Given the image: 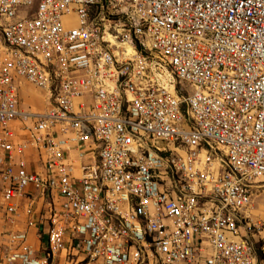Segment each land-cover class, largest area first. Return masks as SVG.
Listing matches in <instances>:
<instances>
[{"label": "built area", "instance_id": "obj_1", "mask_svg": "<svg viewBox=\"0 0 264 264\" xmlns=\"http://www.w3.org/2000/svg\"><path fill=\"white\" fill-rule=\"evenodd\" d=\"M263 186L264 0H0V264H264Z\"/></svg>", "mask_w": 264, "mask_h": 264}, {"label": "rangeland", "instance_id": "obj_2", "mask_svg": "<svg viewBox=\"0 0 264 264\" xmlns=\"http://www.w3.org/2000/svg\"><path fill=\"white\" fill-rule=\"evenodd\" d=\"M26 86V91L30 93L27 97H25V95H22L21 91L22 100L37 108H42L45 102L43 101L42 96L39 94V91L28 84H26ZM251 215L253 218L264 220V186L258 188V190H254L253 192V208Z\"/></svg>", "mask_w": 264, "mask_h": 264}, {"label": "crops", "instance_id": "obj_3", "mask_svg": "<svg viewBox=\"0 0 264 264\" xmlns=\"http://www.w3.org/2000/svg\"><path fill=\"white\" fill-rule=\"evenodd\" d=\"M29 239H30L31 243H32L34 246H37L38 242H37L36 237H35V235H34V228H33V227H31V228L29 229Z\"/></svg>", "mask_w": 264, "mask_h": 264}]
</instances>
